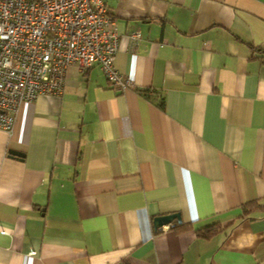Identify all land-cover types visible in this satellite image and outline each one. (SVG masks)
<instances>
[{
    "label": "crops",
    "instance_id": "0c3cea01",
    "mask_svg": "<svg viewBox=\"0 0 264 264\" xmlns=\"http://www.w3.org/2000/svg\"><path fill=\"white\" fill-rule=\"evenodd\" d=\"M104 2L131 86L72 67L0 128V264H264V0Z\"/></svg>",
    "mask_w": 264,
    "mask_h": 264
},
{
    "label": "built area",
    "instance_id": "2783aa9c",
    "mask_svg": "<svg viewBox=\"0 0 264 264\" xmlns=\"http://www.w3.org/2000/svg\"><path fill=\"white\" fill-rule=\"evenodd\" d=\"M118 38L104 0H0V128L12 129L21 102L61 94L72 67L98 64L111 86L130 87L113 65Z\"/></svg>",
    "mask_w": 264,
    "mask_h": 264
},
{
    "label": "water",
    "instance_id": "95a60500",
    "mask_svg": "<svg viewBox=\"0 0 264 264\" xmlns=\"http://www.w3.org/2000/svg\"><path fill=\"white\" fill-rule=\"evenodd\" d=\"M174 219H176L177 222H180L179 213L176 212V213H169V214L157 216L153 219V223L155 227H160L161 225L167 224Z\"/></svg>",
    "mask_w": 264,
    "mask_h": 264
},
{
    "label": "trees",
    "instance_id": "16d2710c",
    "mask_svg": "<svg viewBox=\"0 0 264 264\" xmlns=\"http://www.w3.org/2000/svg\"><path fill=\"white\" fill-rule=\"evenodd\" d=\"M260 51L264 52L263 49H259ZM218 230V225L216 223L209 224L201 229L198 230L200 234H202L205 237H208L210 234L216 232Z\"/></svg>",
    "mask_w": 264,
    "mask_h": 264
}]
</instances>
